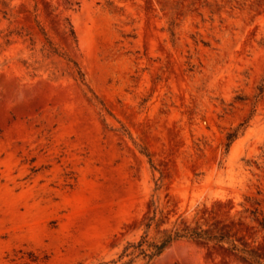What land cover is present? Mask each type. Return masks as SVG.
<instances>
[{"label": "rangeland", "instance_id": "374dc122", "mask_svg": "<svg viewBox=\"0 0 264 264\" xmlns=\"http://www.w3.org/2000/svg\"><path fill=\"white\" fill-rule=\"evenodd\" d=\"M263 221L264 0H0V264H264Z\"/></svg>", "mask_w": 264, "mask_h": 264}, {"label": "trees", "instance_id": "16d2710c", "mask_svg": "<svg viewBox=\"0 0 264 264\" xmlns=\"http://www.w3.org/2000/svg\"><path fill=\"white\" fill-rule=\"evenodd\" d=\"M261 227L264 229V221L261 223ZM180 238L196 239V240H204V241H217V242H221L225 238L230 241V244L232 245V250L243 254L246 259H248L254 264H262L260 256L257 254V252L253 247L240 248L237 244L234 243L233 240L229 239V236L210 235L205 230H202L200 228L184 229L183 231H176L174 235L166 234L161 244L154 247L155 248L154 252L150 254H146V253L144 254L148 258H152L153 256L161 253L162 250L165 247H167V245H169L172 241Z\"/></svg>", "mask_w": 264, "mask_h": 264}]
</instances>
